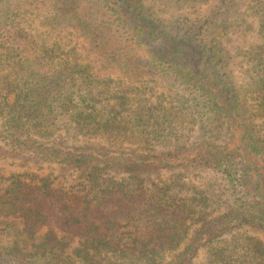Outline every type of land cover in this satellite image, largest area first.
Returning <instances> with one entry per match:
<instances>
[{
    "label": "trees",
    "instance_id": "1",
    "mask_svg": "<svg viewBox=\"0 0 264 264\" xmlns=\"http://www.w3.org/2000/svg\"><path fill=\"white\" fill-rule=\"evenodd\" d=\"M241 1L218 0L202 16L172 20L144 0H104L99 7L54 2L58 17L91 38L103 68L119 66L135 77L170 74L182 85L200 134L184 141L174 125L183 108L150 104L152 95L140 86L111 92L76 50L5 25L0 10V158L72 165L83 177V193H70L56 187L51 174L0 176V235L22 225L7 255L25 263L41 253L51 254L53 264H102L104 254L118 264H195L205 249L206 264H264V241L237 232L264 230V0H250L262 43L253 56L249 106L222 42L233 29L255 27L240 11ZM59 131L102 137L114 147L63 145ZM185 165L216 170L243 188L244 197L214 218L199 210L201 223L192 231L195 206L171 186H147L142 175ZM198 203L208 206L205 198ZM23 236L40 238L38 250L26 251ZM76 238L79 246L67 253Z\"/></svg>",
    "mask_w": 264,
    "mask_h": 264
},
{
    "label": "rangeland",
    "instance_id": "2",
    "mask_svg": "<svg viewBox=\"0 0 264 264\" xmlns=\"http://www.w3.org/2000/svg\"><path fill=\"white\" fill-rule=\"evenodd\" d=\"M56 0H0V10L6 13L4 22L9 27L19 25L29 31L40 42L49 45L58 44L64 49L76 50V55L81 61L90 62L94 71L101 73V78L110 85L111 92H122L128 87L140 86L150 97V104L164 105L173 108L175 111L183 108V113L176 118L178 132L182 140H196L199 136L197 128V119L191 114L186 96L180 83H175L170 74H146L142 76H129L124 74V70L117 66L114 69L103 68V61L95 51L91 38L79 28L62 20L56 15L54 2ZM84 1V0H83ZM218 0H206L197 5L184 0H144V3L151 7L161 18L172 20L189 16L196 18L206 14ZM84 3H90L97 7L104 3V0H85ZM240 11L245 13L247 20L254 22L255 27L252 30H246L244 26L233 29L227 35L222 37L223 44L231 54V65L229 66L230 75L237 87L242 100L249 106L253 98V90L256 87L253 70V56L257 47L262 43V38L256 30V14L250 8V0L241 1ZM181 15H183L181 17ZM2 20V18H0ZM3 29H7L3 26ZM142 48V47H141ZM145 48V47H144ZM178 84V85H177ZM135 91L131 90L130 94ZM136 95V94H135ZM134 95V96H135ZM135 101L132 105H136ZM190 105V104H189ZM249 113V112H247ZM60 142L63 145L75 148L92 147H114L102 137H91L74 134L67 131H59ZM58 133V134H59ZM264 137V131H263ZM182 141V142H183ZM125 148L137 149V145H124ZM29 172L40 176L51 174L55 185L70 193H83L82 190V170L78 168L59 163H35L13 161L11 159L0 158V176H10L11 174ZM123 175L116 173L117 177ZM147 186L154 189L162 186H171V192L178 193V197H183L195 206L197 210L193 215L191 230L193 231L201 223L199 210L204 209L205 218H214L234 206L244 197L243 188L237 187L225 176L213 169H207L199 166H177L170 169H149L144 172ZM8 182H4V185ZM205 198L208 206L198 203V199ZM197 200V201H196ZM21 227L19 222L13 223L7 227L10 235H0V264H53L51 254L38 253L30 259L28 263L22 260L21 256L12 257L7 250L12 247L17 238H21ZM237 232L250 234L261 238L264 241V230L260 228H243ZM21 235V236H20ZM229 236V234H228ZM27 243H30L26 251H36L40 238L30 240L26 237ZM80 244L79 238L72 241L67 253L73 252ZM24 247V246H23ZM102 264H118L115 256L112 254L101 255ZM168 256L167 259H170ZM208 251L202 250L195 260V264H206ZM9 259H14L12 262Z\"/></svg>",
    "mask_w": 264,
    "mask_h": 264
}]
</instances>
